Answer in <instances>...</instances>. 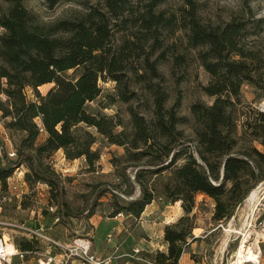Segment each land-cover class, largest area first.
I'll return each mask as SVG.
<instances>
[{"label":"trees","instance_id":"trees-1","mask_svg":"<svg viewBox=\"0 0 264 264\" xmlns=\"http://www.w3.org/2000/svg\"><path fill=\"white\" fill-rule=\"evenodd\" d=\"M45 1L50 9L74 2L83 10L47 24L23 0H0V118L18 136L16 160L0 162L1 188L15 168L25 165L27 185L49 187V204L57 208L59 220L70 217L62 181L48 161L61 151L66 160L83 158L92 169L100 158L94 129L108 145L123 149L111 158L117 182L98 185L95 199L109 194V217L138 220L156 200L180 203L182 215L163 228L167 252L147 256L154 264H178L189 244L201 240L192 235L198 194L212 202V224L224 225L264 181V112L246 105L240 94L247 84L259 104L264 102V59L241 42L247 22L234 17L204 24L196 0H184L176 12L159 9L167 0ZM176 31L186 41L181 53L177 43H165ZM187 51L196 52L209 77L201 91L213 98L210 105L190 106V139L180 128L189 120L178 112L180 101L167 106L158 70L170 62L174 75L185 65ZM106 81L115 85L113 94L103 96L107 105L128 104L138 95L131 82L141 85L151 102L149 117L129 107L124 124L118 114L91 110L89 103L102 94L99 83ZM46 84L53 86L42 95L38 88ZM87 213L89 219L94 210L88 207ZM15 246L34 248L28 240Z\"/></svg>","mask_w":264,"mask_h":264},{"label":"rangeland","instance_id":"rangeland-1","mask_svg":"<svg viewBox=\"0 0 264 264\" xmlns=\"http://www.w3.org/2000/svg\"><path fill=\"white\" fill-rule=\"evenodd\" d=\"M93 1L91 2L93 3ZM195 2L197 4V14L204 24H223L234 17L246 21L248 32L244 33L241 42L245 46L244 48L259 52L260 57L264 59V0H196ZM23 5L41 23L47 24L57 23L59 20L72 19L83 10L79 3L74 2L58 3L51 9L47 7L45 0H23ZM183 6H185L184 0H167L159 9L176 12L178 8ZM253 23H258L259 26L254 27ZM171 42L179 45V53L183 52L182 44L186 41L181 32L176 31L173 35L165 38L166 44ZM186 54L185 65L181 68H176L174 75H172L170 70V62L160 64L158 70L165 79L163 86L168 94L167 106L169 107L176 101H180L178 112L180 116H184L189 120L186 126H181L180 128L184 131L186 137L190 139L192 138L190 106L196 102L210 105L213 98L208 97L201 91V86L203 87L208 83L209 77L202 67L199 66L198 59L195 57L196 52L187 51ZM99 85L102 89V94L96 101L89 103L91 110H98L100 113L109 116L118 114L124 124L128 123L129 107H132L145 117H149L151 102L148 97L145 98L142 95L144 91L141 89V85L131 82L130 88L136 90L138 95L129 101L128 104L116 101L110 105H107L103 96L113 94L115 85L111 81L100 82ZM52 86L53 84L43 85L38 88V91L44 95ZM240 94L246 105L260 107L257 93L253 87L247 84L243 85ZM27 95L32 96L30 90H27ZM261 104H264V102ZM239 130L240 128L238 127ZM90 131L96 137L94 148L99 150L100 153V158L92 169L86 167L83 158L73 161L66 160L63 154L61 156V151L58 154H56L57 152L53 154L48 161L51 168L62 181L64 202L71 216L62 217L55 222L56 217L48 211L51 197L49 187L44 184L27 185L24 181L27 168L22 165L18 170L14 169L13 174L7 179L5 189H2L0 184V235L9 236L14 245L15 243L19 244L22 240L32 241L20 228V226H25L33 229L42 228L49 236L61 242H69L75 237H86L91 241L90 236L93 233H91L92 226L86 218L88 214L87 208L90 207L94 210V217L109 218L110 195L104 194L99 199H95L96 187L117 182L111 165V158L112 154L120 156L123 153V149L108 145L94 129H90ZM0 140L4 141L3 143L7 150L10 148L15 149L18 141L17 135L10 134L3 127L1 118ZM39 140H42V137ZM3 163L4 160L1 164ZM21 181L26 183V189L23 195L17 197L10 187L19 184ZM195 200L198 208H196L194 224L199 229L195 233L201 232V235H204L209 230V225L212 224L210 217L213 205L207 197L201 194H198ZM157 204L158 208L142 220L140 218L139 220L131 219L120 214L123 218H127L125 221V226H128L127 229L132 230L137 224L143 223V225L152 226L157 232L161 221L167 220L170 222L167 224H171L182 215L180 203L173 204V209H164L166 206L161 205L159 200L153 202L154 206ZM236 209L227 224L221 225L222 227L219 230L207 236L203 245L197 246V248H228L222 257L221 264H232L234 262L235 252L245 235L249 236V240H247L245 245L247 247L251 246L254 252H259L260 242L264 238L261 237V234H264V181L252 190ZM161 210H164L163 216L161 215ZM32 244L35 249H40V246L35 241H32ZM134 255L132 250V256ZM197 258L196 260L200 264L201 261ZM212 259L210 257L204 263L216 264Z\"/></svg>","mask_w":264,"mask_h":264},{"label":"crops","instance_id":"crops-1","mask_svg":"<svg viewBox=\"0 0 264 264\" xmlns=\"http://www.w3.org/2000/svg\"><path fill=\"white\" fill-rule=\"evenodd\" d=\"M60 153L58 151L56 154ZM62 156V153H61ZM164 209L171 208L172 205H164ZM158 208L151 203L145 207L140 219L147 218ZM161 215H164V210H161ZM166 212V211H165ZM167 213H169L167 211ZM126 217L121 215L115 217H90L87 219L92 226L91 234V251L100 258H110L112 264H153L151 260L147 258L148 255L155 252H167L166 244L163 241V228L164 225L170 223L169 221H161L159 224V231L150 225L137 224L132 230H128V226H125ZM209 230L204 235L201 232L198 234L195 231L199 230L195 228L192 232L194 237H200V241H195L189 244L187 252L183 253L179 259L178 264H198L196 258L201 261L200 264H205L208 258L212 257L213 262L221 264L222 257L228 248H197L205 243L208 235H211L216 230L221 228V225H209ZM264 233V230H263ZM108 236L111 238L108 240ZM159 237V238H158ZM264 237V234H261ZM159 239V240H156ZM261 247L259 249V259L254 264H264V238L260 242ZM197 248V249H196ZM140 249L139 254L132 256V250ZM213 252V253H212ZM194 256V257H193ZM197 256V257H196ZM197 258V259H198ZM253 264V263H251Z\"/></svg>","mask_w":264,"mask_h":264},{"label":"built area","instance_id":"built-area-1","mask_svg":"<svg viewBox=\"0 0 264 264\" xmlns=\"http://www.w3.org/2000/svg\"><path fill=\"white\" fill-rule=\"evenodd\" d=\"M259 106L258 109L264 112V104ZM3 142L0 140V161L3 162L4 157L12 161L16 160L15 150L5 149ZM25 184L21 181L10 188L19 197L24 194ZM48 211L54 214L55 222H57L59 220L57 208L49 205ZM20 228L40 246V249L20 250L15 247L9 236L0 235V264H112L110 258H100L91 251L89 238L75 237L69 242H61L49 236L42 228L33 229L25 226H20ZM110 238L111 236H108V240ZM133 252L139 254L141 250L134 249Z\"/></svg>","mask_w":264,"mask_h":264},{"label":"bare ground","instance_id":"bare-ground-1","mask_svg":"<svg viewBox=\"0 0 264 264\" xmlns=\"http://www.w3.org/2000/svg\"><path fill=\"white\" fill-rule=\"evenodd\" d=\"M247 240H249V236L245 235L240 242L239 248L235 252L234 262L232 264L257 263L259 252H254L251 246L247 247L245 245Z\"/></svg>","mask_w":264,"mask_h":264}]
</instances>
